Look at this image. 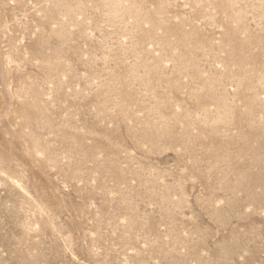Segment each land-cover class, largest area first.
<instances>
[{
  "label": "rangeland",
  "instance_id": "obj_1",
  "mask_svg": "<svg viewBox=\"0 0 264 264\" xmlns=\"http://www.w3.org/2000/svg\"><path fill=\"white\" fill-rule=\"evenodd\" d=\"M0 264H264V0H0Z\"/></svg>",
  "mask_w": 264,
  "mask_h": 264
}]
</instances>
